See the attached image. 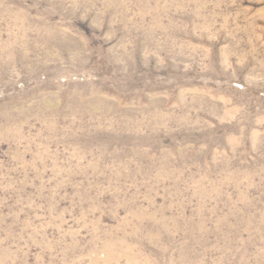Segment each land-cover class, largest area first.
Returning a JSON list of instances; mask_svg holds the SVG:
<instances>
[{
	"label": "rangeland",
	"instance_id": "374dc122",
	"mask_svg": "<svg viewBox=\"0 0 264 264\" xmlns=\"http://www.w3.org/2000/svg\"><path fill=\"white\" fill-rule=\"evenodd\" d=\"M0 264H264V0H0Z\"/></svg>",
	"mask_w": 264,
	"mask_h": 264
}]
</instances>
